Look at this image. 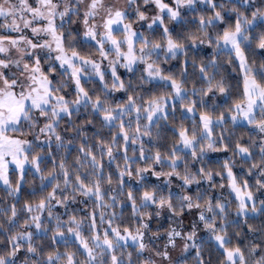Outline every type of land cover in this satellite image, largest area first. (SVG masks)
Here are the masks:
<instances>
[{
	"label": "snow or ice",
	"instance_id": "snow-or-ice-1",
	"mask_svg": "<svg viewBox=\"0 0 264 264\" xmlns=\"http://www.w3.org/2000/svg\"><path fill=\"white\" fill-rule=\"evenodd\" d=\"M0 264H264V0H0Z\"/></svg>",
	"mask_w": 264,
	"mask_h": 264
}]
</instances>
